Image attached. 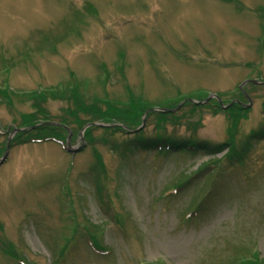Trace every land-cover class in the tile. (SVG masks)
<instances>
[{
    "label": "rangeland",
    "instance_id": "obj_1",
    "mask_svg": "<svg viewBox=\"0 0 264 264\" xmlns=\"http://www.w3.org/2000/svg\"><path fill=\"white\" fill-rule=\"evenodd\" d=\"M0 129V264H264V0H0Z\"/></svg>",
    "mask_w": 264,
    "mask_h": 264
},
{
    "label": "trees",
    "instance_id": "obj_2",
    "mask_svg": "<svg viewBox=\"0 0 264 264\" xmlns=\"http://www.w3.org/2000/svg\"><path fill=\"white\" fill-rule=\"evenodd\" d=\"M42 94H44V93H42ZM5 98H7V96H5ZM157 113L159 114V112H157ZM31 125H33V124H31ZM42 130H44V133L47 136H44L43 138H37V140H45V139H53L54 138V139H57V140H60V141H66L65 134L64 133H61V132H65L66 129L64 127H59L57 125H46V126H42V127L36 128V131L35 132H39V131H42ZM115 130H122V131H124L123 129H116V128H115ZM21 134H23V133H21ZM26 134H28V133H26ZM135 140H137L140 144H142V147L155 148V149H157L159 151L168 150V149L186 150V149H189L191 147H196L195 145H193L191 143H187V142H178V143H171V142H169L168 143V141H165L164 142L161 139H159L157 141H149V140L144 139V138H141V137L140 138L139 137L138 138L136 137ZM176 189H178V188H175L174 190H176ZM91 241H92V243L94 241L92 235H91Z\"/></svg>",
    "mask_w": 264,
    "mask_h": 264
},
{
    "label": "water",
    "instance_id": "obj_3",
    "mask_svg": "<svg viewBox=\"0 0 264 264\" xmlns=\"http://www.w3.org/2000/svg\"><path fill=\"white\" fill-rule=\"evenodd\" d=\"M248 82L257 83L258 81H257V80H248V81L244 82V84L242 85V88H243L244 85H245L246 83H248ZM247 97H248V95H247ZM209 98H212V97H209ZM206 101H207V100H206ZM203 102H204V101H203ZM178 108H179V107H178ZM225 108H227V107H225ZM176 109H177V108H176ZM176 109H171V110H167V111H169V112H174ZM44 123H45V122H44ZM45 124H46V125H51V124L60 125V124L55 123V122H46ZM91 125H103V124H100V123H90V124H88L87 126H91ZM36 127H38V126H35V127H32V128H36ZM28 129H30V128H28ZM28 129L26 128V129H19V130H20V131H23V130H28ZM67 129H68V128H67ZM69 131H70V130H69ZM71 132H72V131H70V134H71ZM69 141H70V140H69ZM9 151H10V146L7 147V150H6V153H5L4 157L0 159V164L4 163V161L7 159L8 154H9Z\"/></svg>",
    "mask_w": 264,
    "mask_h": 264
}]
</instances>
